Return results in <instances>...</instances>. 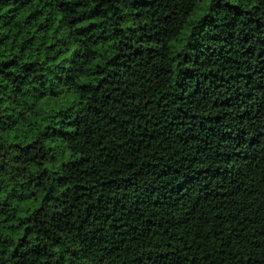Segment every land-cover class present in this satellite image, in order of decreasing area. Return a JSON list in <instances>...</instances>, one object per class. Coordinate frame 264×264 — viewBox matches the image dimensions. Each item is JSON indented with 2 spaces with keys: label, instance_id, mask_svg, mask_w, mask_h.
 <instances>
[{
  "label": "trees",
  "instance_id": "trees-1",
  "mask_svg": "<svg viewBox=\"0 0 264 264\" xmlns=\"http://www.w3.org/2000/svg\"><path fill=\"white\" fill-rule=\"evenodd\" d=\"M0 264H264V0H0Z\"/></svg>",
  "mask_w": 264,
  "mask_h": 264
}]
</instances>
